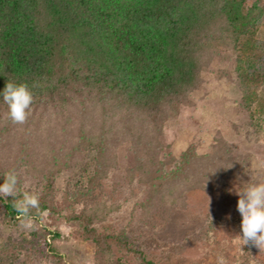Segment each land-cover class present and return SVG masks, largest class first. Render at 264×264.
Wrapping results in <instances>:
<instances>
[{"label": "trees", "instance_id": "1", "mask_svg": "<svg viewBox=\"0 0 264 264\" xmlns=\"http://www.w3.org/2000/svg\"><path fill=\"white\" fill-rule=\"evenodd\" d=\"M257 10L247 0H0V90L6 82H22L33 94L23 126L11 121L0 97V161L11 162L25 151L46 156L44 150L53 148V153L60 141L72 160L92 148L97 152L90 181L95 186L106 175L116 146L131 142L137 159L133 171L142 173L147 152L164 145L166 123L193 104L191 92L203 85L205 54L217 39L216 30L235 46L256 50ZM255 68L249 57L239 55L237 70L250 89L243 104L253 127L261 131L264 105L253 87L262 77L251 71ZM16 134L28 141L20 140L17 147ZM5 146L10 153L2 150ZM194 149L185 151L184 165L203 160L211 166L201 175L192 169L185 178L196 174L202 183L207 171L223 174L231 163L238 164L225 142L211 146L207 155ZM56 171L47 174L39 207L28 216L41 218L44 211L55 210ZM238 175L243 185L249 182L245 174ZM12 199L0 197V211L12 220L24 217ZM67 217L94 243L95 264H133L120 253L141 264H164L137 247L124 230L97 227L91 211L73 208ZM51 236L45 228L31 232L28 241L36 253L64 264ZM246 251L240 264L257 263L262 251L251 242ZM1 260L8 264V257Z\"/></svg>", "mask_w": 264, "mask_h": 264}, {"label": "rangeland", "instance_id": "2", "mask_svg": "<svg viewBox=\"0 0 264 264\" xmlns=\"http://www.w3.org/2000/svg\"><path fill=\"white\" fill-rule=\"evenodd\" d=\"M247 2L261 12L254 37L256 50L248 45L235 46L216 30L217 39L205 54L203 85L191 92L193 104L183 106L179 118L166 123L164 145L156 153L147 152L142 173L133 171L137 159L131 142L116 146L107 161L106 175L95 186L90 182L97 165V152L92 148L81 150L72 160L60 141L53 153V148L44 150L46 156L25 151L18 153L16 160L0 161V183L7 170L15 169L18 187L38 195L46 188L47 174L63 167L55 173L54 211H44L41 218L31 215L13 220L0 211V264L2 257H8V264H56L36 253L28 241L31 232L43 233L45 228L51 230L50 241L64 264H95L94 243L84 237L79 223L67 217L73 208L95 213L99 228L124 230L137 247L164 264H216L218 255L225 257L226 264L243 262L250 242L242 245L237 236L241 234L242 217L235 190L244 184L238 173L245 174L248 183L264 181V130L251 123L250 111L243 104L250 89L237 70L239 55L254 62L256 70L251 71L262 78L253 88L264 105V0ZM257 108L255 104L253 109ZM15 136L17 147L20 140H26ZM219 142L229 145L238 164L231 163V170L223 174L207 171L202 183L196 174L185 178L192 169L203 174L209 165L203 160L194 166L184 165L185 151L193 145L197 155H207ZM6 147L2 150L10 153ZM68 162L71 165L65 166ZM255 247L262 252L254 264H264V245ZM120 255L124 261L141 264L124 253Z\"/></svg>", "mask_w": 264, "mask_h": 264}, {"label": "clouds", "instance_id": "3", "mask_svg": "<svg viewBox=\"0 0 264 264\" xmlns=\"http://www.w3.org/2000/svg\"><path fill=\"white\" fill-rule=\"evenodd\" d=\"M0 97L8 106V116L12 122L23 124L33 102V94L25 83L6 82L0 90ZM0 183V197H12V206L24 217L30 209L39 207V195L31 191L21 190L19 176L15 169H9L3 174ZM239 197L237 210L241 214V234H237L242 245L249 242L259 248L264 245V181H254L243 185L240 190H235ZM216 264H226L225 257L218 255Z\"/></svg>", "mask_w": 264, "mask_h": 264}]
</instances>
